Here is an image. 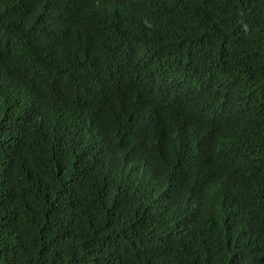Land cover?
<instances>
[{"label":"trees","instance_id":"16d2710c","mask_svg":"<svg viewBox=\"0 0 264 264\" xmlns=\"http://www.w3.org/2000/svg\"><path fill=\"white\" fill-rule=\"evenodd\" d=\"M0 264H264V0H0Z\"/></svg>","mask_w":264,"mask_h":264}]
</instances>
